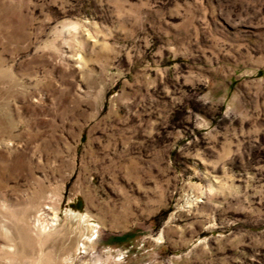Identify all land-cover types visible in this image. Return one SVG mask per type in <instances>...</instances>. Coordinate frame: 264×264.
Here are the masks:
<instances>
[{"label": "rangeland", "instance_id": "obj_1", "mask_svg": "<svg viewBox=\"0 0 264 264\" xmlns=\"http://www.w3.org/2000/svg\"><path fill=\"white\" fill-rule=\"evenodd\" d=\"M0 264H264V0H0Z\"/></svg>", "mask_w": 264, "mask_h": 264}, {"label": "bare ground", "instance_id": "obj_2", "mask_svg": "<svg viewBox=\"0 0 264 264\" xmlns=\"http://www.w3.org/2000/svg\"><path fill=\"white\" fill-rule=\"evenodd\" d=\"M67 217H68V220L71 222H73L72 220H79V217H76L75 215H72V214H68Z\"/></svg>", "mask_w": 264, "mask_h": 264}]
</instances>
